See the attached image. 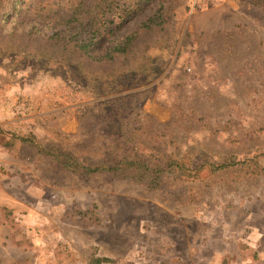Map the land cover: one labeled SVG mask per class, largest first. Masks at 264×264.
<instances>
[{
  "label": "rangeland",
  "instance_id": "374dc122",
  "mask_svg": "<svg viewBox=\"0 0 264 264\" xmlns=\"http://www.w3.org/2000/svg\"><path fill=\"white\" fill-rule=\"evenodd\" d=\"M259 2L0 0V264H264ZM122 132L151 159L244 163L149 185L52 161Z\"/></svg>",
  "mask_w": 264,
  "mask_h": 264
},
{
  "label": "trees",
  "instance_id": "16d2710c",
  "mask_svg": "<svg viewBox=\"0 0 264 264\" xmlns=\"http://www.w3.org/2000/svg\"><path fill=\"white\" fill-rule=\"evenodd\" d=\"M255 6H264L263 2L256 3ZM104 10V9H103ZM70 22L79 23V17L77 15L71 16ZM69 23V22H67ZM83 24H80L74 28V35H83ZM81 31V32H80ZM84 31V30H83ZM67 41L66 39H62ZM129 41V39H128ZM69 43V42H68ZM77 44V43H76ZM82 45L77 44L78 50L83 51L91 45V41H83ZM127 47L116 46L111 49L104 57H92L88 55V59L98 63L102 61H110L116 57V55H125ZM28 145L39 148L40 152L50 156V153L41 149V144L35 141L34 137H27L22 139ZM51 158L53 163L61 169L75 173L81 177H87L89 175L97 173L111 174L113 177L133 179L140 182H156L163 177H174L185 180H197L199 177L197 173L200 169L209 168L211 174L218 173L227 169L230 166L242 165L244 162L223 160L221 163L207 165L203 163L204 167L200 169H193L192 161L189 160H177L173 158L151 159L144 155L142 150L137 149L135 146H131V138L124 132L118 135L111 136V142L107 145L103 153H95V159H86L81 157L79 152H66L57 149L53 150ZM50 152V151H49ZM258 168V167H256ZM264 172V168H258L257 173ZM150 185V183L148 182ZM106 259L93 258L88 264H100Z\"/></svg>",
  "mask_w": 264,
  "mask_h": 264
}]
</instances>
